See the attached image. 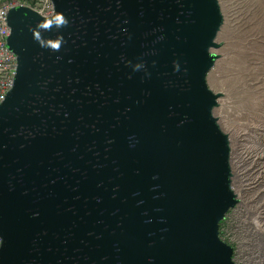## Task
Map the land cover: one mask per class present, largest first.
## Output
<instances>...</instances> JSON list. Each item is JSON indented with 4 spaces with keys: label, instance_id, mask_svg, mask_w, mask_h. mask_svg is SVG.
<instances>
[{
    "label": "water",
    "instance_id": "1",
    "mask_svg": "<svg viewBox=\"0 0 264 264\" xmlns=\"http://www.w3.org/2000/svg\"><path fill=\"white\" fill-rule=\"evenodd\" d=\"M50 2L6 17L0 264H236L217 0Z\"/></svg>",
    "mask_w": 264,
    "mask_h": 264
},
{
    "label": "rangeland",
    "instance_id": "2",
    "mask_svg": "<svg viewBox=\"0 0 264 264\" xmlns=\"http://www.w3.org/2000/svg\"><path fill=\"white\" fill-rule=\"evenodd\" d=\"M3 1L18 0H0ZM218 3L223 16L218 45L231 62L224 75L210 76L207 83L226 100V109L232 117L226 120L224 113L223 118L243 133V151L248 157L237 176L243 183L244 194L220 223L219 237L234 249L236 264H256L261 258L252 253V247L251 252L245 251V241L252 239L247 235L256 237L255 244L264 252V0H218ZM229 217L238 220L233 229L239 233L237 246L226 235ZM243 231L246 238L241 235ZM243 237L245 241L241 240Z\"/></svg>",
    "mask_w": 264,
    "mask_h": 264
},
{
    "label": "bare ground",
    "instance_id": "3",
    "mask_svg": "<svg viewBox=\"0 0 264 264\" xmlns=\"http://www.w3.org/2000/svg\"><path fill=\"white\" fill-rule=\"evenodd\" d=\"M218 6H219V3H218ZM219 9H220V6H219ZM220 12H221V9H220ZM222 27H223V23L220 29L218 30L217 35ZM210 52L214 56L215 61H214L212 68L209 70L207 74L206 84L209 90L216 96V107L213 110V118L215 122L218 124L221 131L228 137V140H229V146L231 150V157H230L231 189L233 191V194L235 195L241 192L243 189L242 183L239 181H236L235 176L238 170L243 166L244 156L241 151V144L243 143V140H245L244 139L245 137L239 129L232 127L230 124H227L225 122L223 117H224L225 109L227 106L226 100L223 97H221L219 94L216 95V92L212 90L208 86V83H207V79L210 76L224 75L226 73V71L229 68L231 58L225 52H223L220 48L212 47V51L210 49Z\"/></svg>",
    "mask_w": 264,
    "mask_h": 264
},
{
    "label": "built area",
    "instance_id": "4",
    "mask_svg": "<svg viewBox=\"0 0 264 264\" xmlns=\"http://www.w3.org/2000/svg\"><path fill=\"white\" fill-rule=\"evenodd\" d=\"M15 6H25L41 16H49L52 13L50 0H18L0 2V103L11 89L16 71V57L7 48L9 28L6 24L7 12ZM1 246V239H0Z\"/></svg>",
    "mask_w": 264,
    "mask_h": 264
},
{
    "label": "trees",
    "instance_id": "5",
    "mask_svg": "<svg viewBox=\"0 0 264 264\" xmlns=\"http://www.w3.org/2000/svg\"><path fill=\"white\" fill-rule=\"evenodd\" d=\"M218 38H219V33H218V35H217V37H216V39H215V41H214V43H213V47L214 48H219V45H218ZM211 51H212V48H211ZM216 95H217V93H216ZM243 145H244V140H243V143L241 144V151H242V154H243V156H244V162H243V164L246 162V159H248V157H247V155L244 153V151H243ZM259 149V148H258ZM257 149V150H258ZM264 153V152H263ZM243 169V166L239 169V170H242ZM238 170V172H240ZM238 172H237V174H236V176H235V180L236 181H239V182H241L242 183V181L240 180V179H237V176H238ZM263 173H264V168H263V171H262ZM242 185H243V183H242ZM244 191H245V189H244V186H243V189H242V191L241 192H239L238 194H235L234 196H235V199H236V201H237V204H239L240 203V201H241V197H242V195L244 194ZM237 204H236V206H237ZM232 211V210H231ZM230 212V211H229ZM231 213V212H230ZM228 214V213H227ZM230 215V214H229ZM237 219H236V221H234L232 218H230L229 217V228H227L226 229V235L227 236H230V240L232 241V242H234L235 243V245L237 246L238 244H239V242H238V240H237V237H236V234L238 233V232H233V229H235V227L236 226H238V224H237ZM242 224V223H241ZM242 227L245 229V231H246V228H245V226L244 225H242ZM230 231V232H229ZM241 231V230H240ZM239 234V233H238ZM241 235H243L245 238H246V234H245V232L243 231V233L241 234ZM241 235H240V237H241ZM241 238V240H244L245 238ZM247 237H251L252 239H250L249 241H245L246 243V249H245V251H248V252H250V250L248 249L250 246L251 247H253V249H254V247L256 248V247H258V245L257 244H255V242H256V237H254V236H252V235H247ZM249 244V245H248ZM256 250V249H255ZM244 251V249H243V252H245ZM234 254H236L235 252H234ZM253 254L254 255H256V251L255 252H253Z\"/></svg>",
    "mask_w": 264,
    "mask_h": 264
},
{
    "label": "flooded vegetation",
    "instance_id": "6",
    "mask_svg": "<svg viewBox=\"0 0 264 264\" xmlns=\"http://www.w3.org/2000/svg\"><path fill=\"white\" fill-rule=\"evenodd\" d=\"M249 250L251 249V246L248 248ZM256 249V250H255ZM256 251V256L258 255L261 258V261H257L256 264H264V252H263V248H259V247H252V253ZM251 252V250H250ZM253 256V255H252Z\"/></svg>",
    "mask_w": 264,
    "mask_h": 264
},
{
    "label": "crops",
    "instance_id": "7",
    "mask_svg": "<svg viewBox=\"0 0 264 264\" xmlns=\"http://www.w3.org/2000/svg\"><path fill=\"white\" fill-rule=\"evenodd\" d=\"M228 112H229V110L226 109V112H225V118H226V120H227V118L231 119V117H232V116L230 115L231 112H229V114H228ZM230 125H231L232 127H235V128L237 127V125H232V124H230Z\"/></svg>",
    "mask_w": 264,
    "mask_h": 264
}]
</instances>
